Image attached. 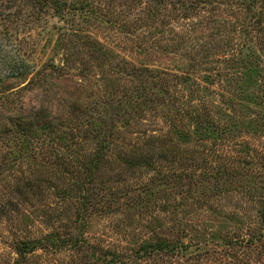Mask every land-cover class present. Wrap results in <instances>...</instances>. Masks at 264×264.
<instances>
[{
    "label": "rangeland",
    "instance_id": "rangeland-1",
    "mask_svg": "<svg viewBox=\"0 0 264 264\" xmlns=\"http://www.w3.org/2000/svg\"><path fill=\"white\" fill-rule=\"evenodd\" d=\"M114 94L131 126L113 155L167 150L115 160L95 187L117 202L77 216L68 166ZM198 115L224 131L194 136ZM54 231L80 240L23 264H264V0H0V264Z\"/></svg>",
    "mask_w": 264,
    "mask_h": 264
},
{
    "label": "trees",
    "instance_id": "trees-1",
    "mask_svg": "<svg viewBox=\"0 0 264 264\" xmlns=\"http://www.w3.org/2000/svg\"><path fill=\"white\" fill-rule=\"evenodd\" d=\"M137 73L138 71H136V74ZM117 101V96L114 94L109 98H106V100L102 102L105 107L106 115L104 114V116L106 118L102 120L100 126L92 127L90 124H87L85 127L88 129L90 137L83 138L85 140H79L77 142V145L87 143L94 146L95 148L91 150L90 154L88 155L86 154L78 156L77 153L74 154L75 157H73L72 161L69 163V168L67 167L71 173V179L73 180V184H71V186L73 185L72 187L77 190V192H75V194L78 195L76 198L78 202H81L79 207L77 204L78 209L80 207L82 209L81 212H78L76 214L77 216H81V213H83V211H87L90 213L92 211L91 209L101 205L102 203H105L108 207H111L112 204L110 201L117 202L118 198L116 197V194L111 193V190H109L108 187L104 189H101L100 186L95 187V184H97V182L105 183L102 179L104 170L109 169V165L112 164L115 160H121V164L123 163L125 167L146 166L147 168V166L151 167L153 163L152 160H154L155 158L161 160L167 150L165 146L166 143H158V146L157 144L152 146L154 141L159 140L160 142H164L163 139H160L158 137H150L151 141L148 144H143L142 146L134 149L133 151L130 150L124 153L119 152L120 154L118 153L113 155L112 150L116 148L117 150H122V145L118 137L119 132H121L122 128L131 126L130 119H126V116H128L127 111H125L124 115L122 116L118 112H116V110H120V106L122 103L121 102L118 105ZM141 105L136 108L137 114L146 112L144 109L145 102H143ZM131 112L133 114V109L131 110ZM119 120H122V123H119ZM12 123L14 124L10 127L9 130L6 131L5 134L6 136L4 142L6 143L7 148L10 147L11 143H17L16 145L19 146L20 149H27L28 145L30 144V141L27 140L24 136V129L21 128V126L18 125V123L16 122ZM77 123L78 122L74 121L73 126H70L69 130H79V126L74 127L75 125H78ZM194 124L196 125V128L193 132V135L196 137L206 132L216 133L217 131H224L222 128H219V124L217 121H215L214 117H201L200 115H198ZM80 125L83 126L82 124ZM175 131L176 132L173 131L170 133L176 134V136L180 138H191L192 136L190 131L185 132L183 129ZM29 133L30 131L28 130V134ZM71 135L73 134L61 131V135L57 138H59V141L63 140L65 143L68 142V146L65 147L70 148L72 147L70 144ZM55 143L56 142H54V144ZM72 145L75 144L72 143ZM71 150L72 152L75 151L74 148H71ZM138 154H140V157H136ZM16 160V158H10V162H13L12 164L14 166H17L19 164L15 162ZM10 162L8 160V163ZM178 168L179 166L176 168V170ZM182 172L185 171L183 170ZM230 172L232 171L224 169L220 170L218 172V175L220 173H227L228 175L230 174ZM180 176H182V174ZM82 177L85 179L83 182ZM31 187L35 191L38 188L37 182L36 184L35 182H32ZM74 191L75 190H73V192ZM100 191H103L104 193L100 194ZM77 233H81V237L83 236L81 230ZM79 240L80 237H77V235L74 237H68L67 240H62V236L59 234V232L54 231L53 233L45 236L43 239L34 242H21L17 245L16 248L17 261L15 264H23L29 256L33 255L39 249H47L49 246H52L54 247V249H57L59 247H65L67 245V241L76 242L77 244ZM150 247L151 246L147 245V247L144 248V251L147 252ZM156 247L159 248V246Z\"/></svg>",
    "mask_w": 264,
    "mask_h": 264
}]
</instances>
